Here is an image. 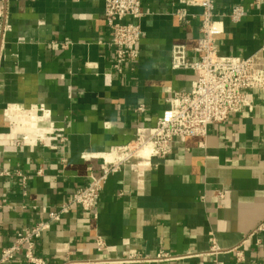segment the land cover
I'll return each mask as SVG.
<instances>
[{
    "label": "crops",
    "instance_id": "1",
    "mask_svg": "<svg viewBox=\"0 0 264 264\" xmlns=\"http://www.w3.org/2000/svg\"><path fill=\"white\" fill-rule=\"evenodd\" d=\"M141 2L138 59L118 74L104 0H0L7 14L0 19L7 26L0 41V171L10 173L0 176V250L20 229L57 214L90 174L100 175L103 156L154 127L172 93L190 90L192 70L172 63L197 59L200 8ZM237 5L245 11L240 22L221 18ZM214 11L222 19L220 52L255 56L264 68V0H214ZM248 96L250 107L208 124L203 136L173 141L164 159L109 173L94 210L59 214L34 254L45 264H125L131 253L157 252L191 256L146 264H264V91ZM38 106L50 119L34 131L29 109ZM16 173L26 176L24 185ZM97 238L105 251L96 250ZM212 241L222 250L215 257L206 254ZM6 264L28 263L19 251Z\"/></svg>",
    "mask_w": 264,
    "mask_h": 264
},
{
    "label": "built area",
    "instance_id": "2",
    "mask_svg": "<svg viewBox=\"0 0 264 264\" xmlns=\"http://www.w3.org/2000/svg\"><path fill=\"white\" fill-rule=\"evenodd\" d=\"M184 7L200 8L199 37L194 52L197 59L192 63L173 62L172 67L189 68L194 74L190 90L185 93H172L167 99L168 109L157 119L154 127L137 130L135 138L124 145L117 146L112 153L117 159L113 162L103 160L100 165L101 173L98 176L89 175L88 182L77 188L63 204L57 214H50L47 221H39L31 227L22 228L16 232L11 245L0 250V264H6L12 260L19 251L23 260L28 264H45L44 260L33 252L35 241L40 234L47 230L50 221L59 218V214L66 213L73 207H79L85 212L94 210L102 187L109 173L114 172L122 165L139 166L148 164L151 159H164L171 149L175 140H182L191 136H203L208 124H221L252 105L248 94L253 90L264 91V68L260 66L255 56L240 58L228 56L220 52L216 43L217 35L223 32L222 19H216L214 0H179ZM141 0H104L102 19L108 28V45L112 48L115 56L113 69L118 74L123 73L125 66L133 65L138 59V47L142 31L140 19L143 16ZM180 21L185 20L187 13L184 9L176 12ZM245 11L242 6H234L221 18L231 23H238L244 17ZM7 14L0 5V19L6 21ZM6 25L0 26V41ZM137 112H143L144 107L138 106ZM31 125L29 129L36 131L40 120H49L50 111L42 106L29 109ZM28 135L22 136L21 140H27ZM39 143H43V137H35ZM60 139V146L62 142ZM146 144L153 146V153L146 163H133L126 157L134 153L138 148ZM10 173L0 171V176H8ZM22 180L26 176L17 174ZM96 250L105 251L104 242L95 240ZM222 250L214 243L206 252L215 257ZM237 261L243 259L242 252L234 250ZM191 255H171L165 252H157L155 255L131 253L120 262L125 264H146L167 262L183 259ZM110 260H85L80 262L65 261L61 264H100ZM216 264H219L216 262Z\"/></svg>",
    "mask_w": 264,
    "mask_h": 264
},
{
    "label": "bare ground",
    "instance_id": "3",
    "mask_svg": "<svg viewBox=\"0 0 264 264\" xmlns=\"http://www.w3.org/2000/svg\"><path fill=\"white\" fill-rule=\"evenodd\" d=\"M153 153V146L151 144H146L141 148H138L134 153L132 154H127L126 157L128 156V158L131 160V162L133 163H146L149 159V157L151 156V154ZM101 157V156H100ZM117 157L121 158L120 156H116V154L111 153V154H106V156H103L105 162H110L113 163Z\"/></svg>",
    "mask_w": 264,
    "mask_h": 264
}]
</instances>
